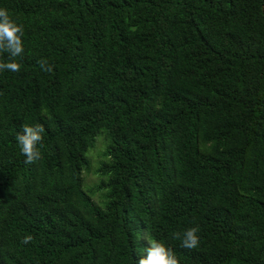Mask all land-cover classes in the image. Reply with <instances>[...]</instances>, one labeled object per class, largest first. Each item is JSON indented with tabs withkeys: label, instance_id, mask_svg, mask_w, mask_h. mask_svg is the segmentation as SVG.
I'll return each instance as SVG.
<instances>
[{
	"label": "trees",
	"instance_id": "obj_1",
	"mask_svg": "<svg viewBox=\"0 0 264 264\" xmlns=\"http://www.w3.org/2000/svg\"><path fill=\"white\" fill-rule=\"evenodd\" d=\"M0 8L24 28L20 70L0 72V264H136L145 231L179 264H264V0ZM25 123L45 128L32 164ZM194 226L196 248L172 238Z\"/></svg>",
	"mask_w": 264,
	"mask_h": 264
},
{
	"label": "clouds",
	"instance_id": "obj_2",
	"mask_svg": "<svg viewBox=\"0 0 264 264\" xmlns=\"http://www.w3.org/2000/svg\"><path fill=\"white\" fill-rule=\"evenodd\" d=\"M23 34V26L12 18L6 8H0V72L5 70L18 72L20 70L21 65L16 58L21 56L24 51ZM5 54L7 58L3 59ZM37 63L42 71H52L47 59L41 58ZM44 131V125L41 123H25L23 131L17 134L16 141L21 154L25 157L26 164H32L41 158L38 145L43 140ZM198 231V226L189 227L183 233H172V238L179 240L184 248H196L199 245ZM144 238L147 239L149 247L137 252L139 259L136 260V264H179L173 250L167 247L163 241L151 238L147 233L144 234ZM32 240V235L28 234L22 238V243H30ZM144 252L146 255L143 254Z\"/></svg>",
	"mask_w": 264,
	"mask_h": 264
},
{
	"label": "rangeland",
	"instance_id": "obj_3",
	"mask_svg": "<svg viewBox=\"0 0 264 264\" xmlns=\"http://www.w3.org/2000/svg\"><path fill=\"white\" fill-rule=\"evenodd\" d=\"M107 143L108 141L105 135L101 134L97 137L95 147L88 151L87 157L89 158L90 166L89 169L87 170L86 168L83 173L85 190L87 189V187L88 188L96 187L102 180V177L99 175L97 170L101 165L100 164L101 162H105L108 160L105 156H103V152H105L107 149ZM104 193L105 191H96L94 195V200L98 203H102ZM145 233H147V235L149 236L147 231H145ZM140 234H141L140 232L137 234V241H136L137 251H139L140 249H147L149 247L147 239H145L142 236L143 238L141 240ZM143 254L146 255V252H144Z\"/></svg>",
	"mask_w": 264,
	"mask_h": 264
}]
</instances>
